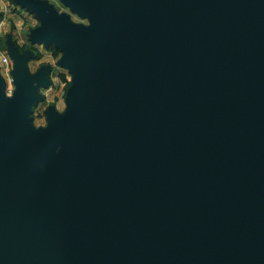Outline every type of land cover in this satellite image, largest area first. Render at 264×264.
I'll use <instances>...</instances> for the list:
<instances>
[{
	"label": "water",
	"instance_id": "1",
	"mask_svg": "<svg viewBox=\"0 0 264 264\" xmlns=\"http://www.w3.org/2000/svg\"><path fill=\"white\" fill-rule=\"evenodd\" d=\"M58 1L86 26L13 0L70 80L33 137L49 69L6 41L0 264H264V0Z\"/></svg>",
	"mask_w": 264,
	"mask_h": 264
},
{
	"label": "rangeland",
	"instance_id": "2",
	"mask_svg": "<svg viewBox=\"0 0 264 264\" xmlns=\"http://www.w3.org/2000/svg\"><path fill=\"white\" fill-rule=\"evenodd\" d=\"M44 2L54 13L55 17L64 15L68 22L72 25H79L85 27L87 22L84 18H80L74 13H71L67 8L63 7L58 0H39ZM6 8L0 10V35H6L11 38V43L14 48L22 49V53H28L31 57L27 60L26 68L29 75L35 74L41 67H47L49 83L46 88H38L35 90L41 96L40 100L34 105H31L27 118L29 119V131L33 137L38 132L44 131L47 128V120L45 117V110L52 108L58 117L64 115L63 97L67 84L70 80L68 69L58 63L63 51L53 44L43 47L41 43L32 44L28 40L29 32L39 26V21L32 13L22 11L21 8L15 6L4 0ZM7 41V40H6ZM5 41V42H6ZM8 42V41H7ZM6 44V43H5ZM7 46V44H6ZM56 50L57 55L53 56L50 50ZM7 52V48H6ZM11 65L12 62H11ZM8 73V83L4 82L5 77H2V100L6 108V101L13 97L16 91V86L13 83V78ZM9 87V88H8ZM10 93V94H9ZM45 167V163H40L35 166L37 177L40 178Z\"/></svg>",
	"mask_w": 264,
	"mask_h": 264
},
{
	"label": "crops",
	"instance_id": "3",
	"mask_svg": "<svg viewBox=\"0 0 264 264\" xmlns=\"http://www.w3.org/2000/svg\"><path fill=\"white\" fill-rule=\"evenodd\" d=\"M22 11H25V10L22 9ZM25 12H27V11H25ZM0 34H2V33H0ZM6 40H9L11 42L10 37H6V35H0V56L3 55L8 60V65L6 67H4L3 69H1V71H0V77H1V75H2V77H8L9 71L12 70L11 61L7 55V52H6V48H7V46L5 44Z\"/></svg>",
	"mask_w": 264,
	"mask_h": 264
},
{
	"label": "built area",
	"instance_id": "4",
	"mask_svg": "<svg viewBox=\"0 0 264 264\" xmlns=\"http://www.w3.org/2000/svg\"><path fill=\"white\" fill-rule=\"evenodd\" d=\"M8 65V60H7V58L5 57V56H0V71H1V69H3L4 67H6ZM8 78L7 77H5V80H4V82H6V83H8ZM9 88V87H8Z\"/></svg>",
	"mask_w": 264,
	"mask_h": 264
},
{
	"label": "trees",
	"instance_id": "5",
	"mask_svg": "<svg viewBox=\"0 0 264 264\" xmlns=\"http://www.w3.org/2000/svg\"><path fill=\"white\" fill-rule=\"evenodd\" d=\"M9 2L11 3V4H13V5H15V6H17L14 2H13V0H9ZM1 14H0V19H1ZM48 50H50V52H51V54L53 55V56H56L57 55V51L56 50H51V49H48ZM17 52L18 53H21L22 52V49L21 48H18L17 49ZM68 85V84H67Z\"/></svg>",
	"mask_w": 264,
	"mask_h": 264
},
{
	"label": "clouds",
	"instance_id": "6",
	"mask_svg": "<svg viewBox=\"0 0 264 264\" xmlns=\"http://www.w3.org/2000/svg\"><path fill=\"white\" fill-rule=\"evenodd\" d=\"M5 8H6V5L4 3V0H0V10H4Z\"/></svg>",
	"mask_w": 264,
	"mask_h": 264
}]
</instances>
